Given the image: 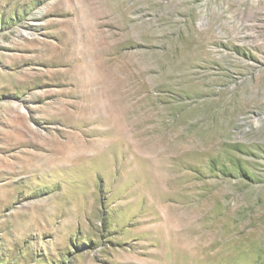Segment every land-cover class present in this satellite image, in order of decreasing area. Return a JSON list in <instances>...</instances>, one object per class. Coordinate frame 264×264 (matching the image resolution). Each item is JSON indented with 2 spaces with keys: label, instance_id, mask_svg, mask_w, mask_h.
Wrapping results in <instances>:
<instances>
[{
  "label": "rangeland",
  "instance_id": "rangeland-1",
  "mask_svg": "<svg viewBox=\"0 0 264 264\" xmlns=\"http://www.w3.org/2000/svg\"><path fill=\"white\" fill-rule=\"evenodd\" d=\"M0 264H264V0H0Z\"/></svg>",
  "mask_w": 264,
  "mask_h": 264
}]
</instances>
